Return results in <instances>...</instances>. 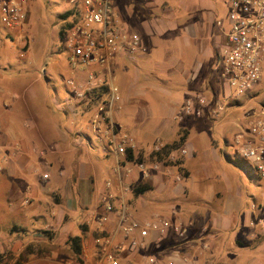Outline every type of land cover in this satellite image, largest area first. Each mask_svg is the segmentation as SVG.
Returning a JSON list of instances; mask_svg holds the SVG:
<instances>
[{
	"label": "crops",
	"instance_id": "crops-1",
	"mask_svg": "<svg viewBox=\"0 0 264 264\" xmlns=\"http://www.w3.org/2000/svg\"><path fill=\"white\" fill-rule=\"evenodd\" d=\"M113 7L124 27L137 33L145 48L135 61L117 55L110 62L108 76L119 94L113 112L115 131L131 137L136 144L134 153L142 151L144 156L154 146L172 143L180 134H185L181 147L187 152L181 161L186 174L176 180L172 167L170 174L153 171L143 177L134 167L129 174L118 175L114 172L115 158L105 139L93 133L103 142V152L95 154L90 138L86 141L82 135L84 130H89V119L96 104L107 99L109 85H100L82 101L75 100L69 93L65 114L58 104L53 110L43 109L48 102L46 93L43 107L36 101L38 94H32L30 99L16 101L10 107L11 116L0 114V155L4 158L0 162V178L19 171L32 174L31 168L45 165L48 178L41 179L48 183L41 184V188L33 182L28 184L25 177L14 183L15 193L17 187L25 185L29 198H25L27 211L23 212L21 224L7 227L8 243H4V249L18 236V229L30 226L28 218L45 222L43 227L36 225L28 230L31 241L38 243L29 253L28 264H92L96 256L94 237L102 223L104 229L114 235L113 250L119 264H148L146 260L152 256L166 264L169 259L184 255L201 264L198 258L205 252L201 250L205 244L210 246V257L216 259V264H236L240 255L234 249L227 250L230 242L238 249L253 251L241 264H264L263 182L260 180L254 187L258 195L255 192L251 203L258 219L248 222L244 238L234 236L236 231L240 234V227L232 215L224 212L226 196L232 192L242 193L240 186H234L231 181L234 175L230 176L223 166L227 164L224 157L233 145L230 144L232 134L237 133L238 128L231 129L230 135L227 132L221 135L212 129L213 124H206L227 116L221 115L223 110L218 117L211 114L212 103L220 104L218 100L224 98L225 93L216 70L221 66L218 51L226 34L220 35L210 28V4L188 18L186 9L169 14L172 10L161 1H140L134 5L129 0H113ZM5 29L9 34L16 31V28ZM84 74L77 76L82 79ZM103 87H107V92H102ZM41 89L44 87L38 92ZM198 94L207 98L209 106L203 108L199 116L187 115L185 101ZM17 103L28 108L26 112L31 113V118L22 119L25 114L14 107ZM245 121L236 116L234 124ZM35 136L51 142L45 164L39 162L34 152L38 143ZM109 159H112L110 167ZM100 174L105 180L98 181ZM107 181L112 183L110 187L106 186ZM140 182L147 183L150 190L133 195L132 187ZM125 186L130 187L127 193L122 191ZM109 192L124 202L131 217L144 219L160 215L173 225H180L185 233L179 236L169 229L159 240L151 234L139 239L141 247H132L131 240L138 237L118 230L117 213H110L105 222L100 220L102 203ZM71 236L81 237L80 260L68 241Z\"/></svg>",
	"mask_w": 264,
	"mask_h": 264
},
{
	"label": "built area",
	"instance_id": "built-area-1",
	"mask_svg": "<svg viewBox=\"0 0 264 264\" xmlns=\"http://www.w3.org/2000/svg\"><path fill=\"white\" fill-rule=\"evenodd\" d=\"M64 1L72 11L71 26L64 33L68 63L73 75L85 73L81 81L69 79L66 84L69 93L77 101L89 97L100 85H109L107 99L96 104L88 125L92 133L101 135L105 139L106 146L116 161L114 172L118 175L122 172L129 174L136 167L143 177H148L153 171L170 174L171 166L162 160L130 159L128 153H134L136 148L134 140L127 134H119L115 131L113 112L119 94L117 86L110 82L108 76L110 62L117 55L135 61L145 51L139 35L124 27L113 7V0ZM222 1L229 8L230 29L219 48L218 61L222 66L227 85L235 96H240L253 91L264 73V0ZM28 4L29 0H0L1 24L9 30L18 28L28 17ZM209 104L206 97L198 94L185 101L184 112L187 115L199 116L203 108H207ZM222 110L221 104H215L212 116L218 117ZM236 127L238 132L233 143L237 147L238 156L250 160L258 177L264 179V111L251 118L246 127L242 123H238ZM162 146L156 145L150 152H157ZM186 152L184 147H180L171 151L168 159L176 163ZM0 159L1 162L4 158L1 156ZM1 168L0 164V170ZM174 177L176 180H181L183 175L176 172ZM42 178L47 179L48 174L44 173ZM111 185L112 183L107 181L106 186ZM122 191L127 193L130 187L125 186ZM104 200L103 213L99 216L101 222L107 221L110 213H117L118 230L125 235L136 234L138 237L131 240L132 247H141L142 243L139 239L147 238L151 234L159 240L169 229H173L179 235L185 233L180 225H173L160 215L144 219L131 217L124 202L112 192L106 194ZM102 224L97 227L98 233L94 237L96 256L92 264H119L113 250L114 235L108 233ZM146 261L148 264H157L153 257L147 258ZM167 264L194 263L180 257L169 259Z\"/></svg>",
	"mask_w": 264,
	"mask_h": 264
},
{
	"label": "rangeland",
	"instance_id": "rangeland-1",
	"mask_svg": "<svg viewBox=\"0 0 264 264\" xmlns=\"http://www.w3.org/2000/svg\"><path fill=\"white\" fill-rule=\"evenodd\" d=\"M140 1L166 2L167 6L172 10L169 13L171 15L181 13V11L186 9L189 12L186 18L190 17L194 12L200 11L207 4H210V28L223 36L230 29L228 19L229 8L222 0H129L134 5ZM28 6V17L25 22L18 26V29L16 28V31L9 34V31L0 23V72L3 77L0 79V85L3 87L0 88L2 89L0 96V114L5 117L11 116L12 113H8L10 107L16 101L30 99L32 94L33 96L38 94V100L36 101L40 107H43L44 93L48 97V102H45L46 109H43L45 111L53 110V107L58 104L64 110L63 114H65V101L69 96V88L66 82L69 79H74L76 82L81 81L80 76L72 74L68 63L66 37L64 38L67 24L72 21L71 15L64 18V14L69 10V6L64 0H29ZM156 8L158 9L159 6H156ZM216 71L218 72L221 84L225 87V93H223L224 98L221 97L218 100L223 106L221 115L227 116L224 119L218 118L217 122L210 121L206 124H210V126L213 124L212 129L221 133V135L223 132H227L230 135L232 134L231 129H237L234 124L236 116H240L244 121L248 119L245 121L246 123H243V126L246 127L251 118L255 117L261 111H264V73L261 81L253 91L244 95L235 96V93L227 85L220 65ZM43 87L44 90L41 89L38 92V89ZM31 100L35 101V99ZM235 101H238V103H235ZM214 102L212 103L213 108L211 114L215 108ZM14 107L25 114L22 116V119L31 118V113L29 111L26 112L28 109L26 106L23 105L22 107V104L17 103ZM56 110L61 111L60 109ZM27 123L30 125V121ZM83 134L82 138L84 140L88 141V138H90L92 141L95 147V154L103 152L101 150L103 145L102 141L97 139L88 129L84 130ZM235 135L236 133L232 134L233 139ZM34 138L38 140L34 152H36L37 157L39 156L38 158L41 160L38 161L45 164L49 155L46 153L47 147L51 145V142L49 143L48 138L38 139L36 136ZM219 139L221 140L222 138ZM233 139L230 142L233 145L224 157V161L227 160V164H223V166L224 170L230 176L234 175L231 181L234 186H240L242 193L234 194L232 192L226 196L224 212L233 216L235 224L241 230L240 234L237 231L234 232V236L237 235L238 238L242 239L244 238L243 233H246L249 229L248 222L250 220L254 222L258 219L257 214L252 212L251 203L253 201L252 197H255L256 194L258 195L254 187L261 180L260 182H263L262 186L264 188V179L258 177L250 160L242 159L238 156L237 147L234 145ZM46 144L48 145L46 146ZM92 158L94 157L92 156ZM111 160H108L109 167L112 165ZM32 169V174L19 171L14 175L3 174L0 178V255H4L3 264H17L18 262L28 264L29 253L34 250L35 244H38L37 242L31 241L28 230L33 229V226L36 225L43 227L45 223L44 221L34 222L27 218L30 226L28 225L29 227L24 226L18 229V232H20L18 236L12 238L8 249H4V243H8L6 238L7 227H12L14 224H21L20 221L22 220L23 212L27 211V205L24 203L25 198H29L25 188L26 186L17 187V193H15L14 183H18L24 177L27 178L28 184L33 182L38 184V186L40 185L41 188L43 187L42 185L48 183V180L41 179L44 173L49 174L45 165H36ZM99 180L103 181L105 177L100 174L98 177ZM261 207L264 209V198ZM176 235L179 234L176 233ZM227 246V250L234 249L233 251L239 252L240 258H237L236 264H241L247 256L253 253L250 249H238L232 245V242L228 243ZM201 250L205 251L198 258L201 260V264H216V259L210 257V246H202ZM204 254L205 257L203 256ZM180 257L191 260L194 264H198L194 258L185 255ZM155 260L157 264H161L157 261V258Z\"/></svg>",
	"mask_w": 264,
	"mask_h": 264
},
{
	"label": "trees",
	"instance_id": "trees-1",
	"mask_svg": "<svg viewBox=\"0 0 264 264\" xmlns=\"http://www.w3.org/2000/svg\"><path fill=\"white\" fill-rule=\"evenodd\" d=\"M71 14H72L71 10L66 11V13L64 14V18L68 17ZM71 23L72 22L68 23L66 28L70 27ZM102 92H107V87H103ZM184 140H185V134L182 133V134H180L179 139L177 141H174V142L169 143V144H164L162 146V148L157 152H150L146 156L143 155L142 151H137L136 153L129 152L128 156L130 159H133L134 161L162 160V161H164L165 164H169L171 166V168L173 167L176 172L181 173L183 176H185L186 171L182 167L181 158L176 163H172L168 159L169 153L175 149L180 148L183 145ZM148 190H150V186L145 182H140V183H138L132 187L133 195H139V194L147 192ZM263 219H264V211H263ZM68 241H69L71 248H72L73 252L75 253L76 257L78 258V260H80L79 256L81 254V243H82L81 237L80 236H71L68 238ZM3 256L4 255H0V264H3ZM17 264H21V262H18Z\"/></svg>",
	"mask_w": 264,
	"mask_h": 264
}]
</instances>
